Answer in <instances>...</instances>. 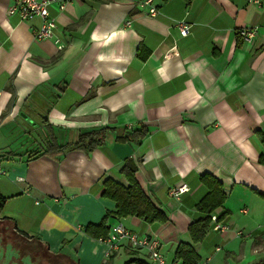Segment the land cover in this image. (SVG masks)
Listing matches in <instances>:
<instances>
[{
    "label": "crops",
    "instance_id": "0c3cea01",
    "mask_svg": "<svg viewBox=\"0 0 264 264\" xmlns=\"http://www.w3.org/2000/svg\"><path fill=\"white\" fill-rule=\"evenodd\" d=\"M144 1L56 0L53 37L37 41L39 20L7 16L13 0H0V222L76 264H154L125 243L106 257V243L85 227L109 214L107 236L121 224L181 264L174 253L192 244L188 227L203 217L195 207L207 194L200 177L210 175L226 195L211 215L225 213L228 230L192 244L197 264H264V0H151L155 15ZM242 29L254 38L245 42ZM101 128L111 131L91 152L41 155ZM127 159L166 223L119 219L102 197L108 179L128 186ZM183 185L188 192L172 199Z\"/></svg>",
    "mask_w": 264,
    "mask_h": 264
},
{
    "label": "trees",
    "instance_id": "16d2710c",
    "mask_svg": "<svg viewBox=\"0 0 264 264\" xmlns=\"http://www.w3.org/2000/svg\"><path fill=\"white\" fill-rule=\"evenodd\" d=\"M163 1L166 2L168 0ZM184 1L187 4L191 2V0ZM143 130L144 129L133 131L127 136H120L118 137V140H130L139 136L140 133L145 135L146 132H143ZM110 131L111 130L109 128H101L94 131L82 132L78 135L77 140L74 143H71L65 147L56 146L52 143L46 147L41 155L57 157L64 154L66 150H82L85 152H91L95 148L104 144L106 135ZM261 143L264 146V137H261ZM259 161L260 163H264L263 158H260ZM136 172L137 167L134 162L127 159L120 170V174L128 182V186L123 187L118 183L108 179L103 183L102 197L112 201L115 204V210L113 214L119 219L135 217L149 225L166 223V215L145 195L136 181ZM200 182L207 189V194L195 207L199 213L203 214V217L188 227V232L192 244L194 245L203 241L206 233L209 231L210 215L222 207L226 200V195L222 191L221 183H219L214 177L210 175H203L200 177ZM3 202L4 200L0 199V208ZM224 215L225 213L221 215L219 219L221 220V217H224ZM108 216L109 214L106 215L105 219ZM104 220H102V222L98 225H87L85 227L86 234L97 240L105 239L109 229L105 225ZM8 238L9 229H0V240L2 243H6ZM192 244L180 243L175 250L174 259L181 261V264H197L199 257L193 249ZM19 248L20 252H23V250L25 251L27 249L30 251L33 250L31 247L28 248L24 245ZM106 264L111 263L107 262Z\"/></svg>",
    "mask_w": 264,
    "mask_h": 264
},
{
    "label": "built area",
    "instance_id": "2783aa9c",
    "mask_svg": "<svg viewBox=\"0 0 264 264\" xmlns=\"http://www.w3.org/2000/svg\"><path fill=\"white\" fill-rule=\"evenodd\" d=\"M151 0L143 2V6L149 7V14L155 15L157 9L151 5ZM56 0H13L12 5L8 8L7 16H16L20 21H32L34 19L39 20V25L33 29V37L37 41L49 40L53 37L54 30L56 29V22L50 17L49 8L55 4ZM249 4L257 6L261 5V0H248ZM180 35L186 37L189 34V27L182 22L177 25ZM256 34V30L242 29L239 32V36L245 41H251ZM63 45H58L57 49L61 50ZM2 93L0 91V97ZM5 170L0 166V178L5 176ZM188 187L183 185L181 187L172 189L170 191V197L172 199H178L182 194L188 192ZM209 230L216 232H225L228 227L222 220L216 215H210ZM238 237H242V232H237ZM101 241L105 242L108 248L106 257L109 258L112 251H116L122 245L127 244L133 250H144L149 255V258L154 264H170L161 252L160 242L152 237L139 236L129 230L125 229L123 225L118 224L112 227L110 234ZM219 250V249H216ZM201 264H207L206 262Z\"/></svg>",
    "mask_w": 264,
    "mask_h": 264
},
{
    "label": "water",
    "instance_id": "95a60500",
    "mask_svg": "<svg viewBox=\"0 0 264 264\" xmlns=\"http://www.w3.org/2000/svg\"><path fill=\"white\" fill-rule=\"evenodd\" d=\"M11 221L0 222V229H9V238L6 243L0 240V264H76L74 256L63 250V254L52 255L47 252V244H41L35 239L26 241L11 230L14 228ZM31 247L20 252L22 246Z\"/></svg>",
    "mask_w": 264,
    "mask_h": 264
},
{
    "label": "rangeland",
    "instance_id": "374dc122",
    "mask_svg": "<svg viewBox=\"0 0 264 264\" xmlns=\"http://www.w3.org/2000/svg\"><path fill=\"white\" fill-rule=\"evenodd\" d=\"M46 138H42V146L45 148L46 144H48V142L50 143V139L49 140H45Z\"/></svg>",
    "mask_w": 264,
    "mask_h": 264
}]
</instances>
